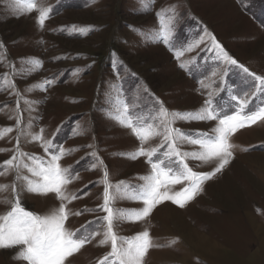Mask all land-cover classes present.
Listing matches in <instances>:
<instances>
[{
    "label": "rangeland",
    "instance_id": "374dc122",
    "mask_svg": "<svg viewBox=\"0 0 264 264\" xmlns=\"http://www.w3.org/2000/svg\"><path fill=\"white\" fill-rule=\"evenodd\" d=\"M35 2L37 9L28 12L14 9L13 0H0V165L18 153L47 160L41 141L33 139L37 135L69 152L60 164L78 173V178L66 192L79 198L67 208L83 214L70 215L65 228L78 236L82 225L92 221L90 230L101 235L64 264H100L111 252L110 243L100 244L103 227L98 220L106 214L99 210L105 167L107 183L125 182L119 193L115 187L110 191L125 197L144 183L139 177L151 173L145 157L129 158L141 146L156 150L153 159L179 167L172 163L174 156L165 155L162 136L142 144L121 119L127 117L135 126L151 124L160 132L158 102L169 113H195L211 99L222 115L233 114L237 100L247 101L245 112L264 104V93L250 75L264 77V0ZM41 5L49 10L43 26ZM170 21L166 37L170 43L157 42L154 34L162 33ZM216 43L238 65L225 63ZM217 126L218 120L177 119L172 124L186 134L209 136L216 135ZM229 143L235 146L230 149L231 163L206 181L203 191L185 207L165 201L142 221L116 225L118 237L149 232L153 246L143 264H264V121L238 129ZM178 147L187 153L201 150L191 143ZM21 161L33 163L27 155ZM186 162L197 172L215 167L191 157ZM21 174L31 176L26 168ZM15 178L14 170L0 175V186H7L0 189V215L11 208L13 184L17 191L23 184ZM181 187L172 186L174 191ZM21 203L42 216L60 205L52 193L26 189ZM113 206L132 210L143 204L117 198ZM20 249H0V264H27L15 258Z\"/></svg>",
    "mask_w": 264,
    "mask_h": 264
},
{
    "label": "snow or ice",
    "instance_id": "6c2138e0",
    "mask_svg": "<svg viewBox=\"0 0 264 264\" xmlns=\"http://www.w3.org/2000/svg\"><path fill=\"white\" fill-rule=\"evenodd\" d=\"M152 2L154 3V0ZM13 7L16 10L23 8L25 11L30 12L37 9V3L35 0H27V2L25 0H13ZM39 13V24L43 26L45 19L49 16V10L41 5ZM171 24L172 21L158 36L154 34L157 42L170 43L166 37L171 31ZM129 27L132 28L133 26ZM141 33H143V30H141ZM149 39L152 40L153 37ZM212 39L214 40V37ZM171 46L175 49V45ZM216 47L220 49L225 63L238 65V61L230 56L222 45L216 43ZM180 54L178 52L177 58ZM181 67H184V65H181ZM240 67L248 73L247 68ZM75 71L78 72L79 70ZM250 75L258 82L256 85L258 91L264 93V77L256 76L254 73H250ZM50 84L51 81L48 82L46 87ZM158 103H160L162 131L157 132L151 124L148 126H135L127 117L121 119L120 122L131 129L133 135L142 144L153 136H162L163 143L161 147L167 144L165 155L174 156L176 160L172 163L178 164L179 167L174 169L171 164H165L163 159H153L156 156V150H146L141 146L129 158L136 160L145 157L146 162L151 167V173L139 177L144 183L138 186V190L130 197L113 194L110 191L115 187L116 192L119 193L125 182H120L115 186L107 183L108 173L105 167L104 201L99 210L106 214L98 220L103 227V239L100 240V244L110 243L111 252L103 257L100 264H143V258L149 248L153 246L149 232L143 231L131 238L118 237L115 231L116 225L124 220L130 222L142 221L165 201H170L181 208L185 207L189 201L194 200L203 191L202 186L206 181L223 172L231 163L233 152L230 149L235 146L229 143L230 136L240 128L250 126L258 121H264V104H261L255 110L245 112L246 100H237L238 109L233 114L225 115H222L218 108L212 106L211 99L205 101L202 112L195 113H169L163 108L162 102ZM177 119L197 122L218 120V126L214 130L216 135L209 136L203 132L186 134L172 127ZM7 131H11V129ZM41 132H43V129H41ZM33 139L41 141L44 152L49 157L47 160L26 153H18L4 161L3 165H0V169H2L0 175H6L8 170H14L16 181L23 182L20 191H17L16 184H13L12 190L15 196L11 202V208L6 214L0 215V249L21 246L15 258L23 259L27 264H64L68 256L79 251L85 244L91 243L96 236L101 235V232L90 230L89 225L95 223L92 221L82 225V230H78V236L65 228V222L70 215L83 214L81 211L73 212L67 208V204L79 198L77 195H69L66 192V186L72 180L78 178V173L70 168H64L60 164L61 159L70 154L69 152H66L61 146H55L51 140H44L42 135L34 136ZM179 143L199 145L201 150L191 153L183 152L178 147ZM53 148H55V151H53ZM26 155L33 162L32 165L21 161V157ZM189 157L205 164L214 163L215 167L209 172L193 171L186 162ZM22 168H26L31 176L22 175ZM173 185H182V187L179 191H174ZM6 188L7 186H0V189ZM25 189L28 192L40 195L52 193L60 201V205L43 216L26 210L21 203V192ZM84 195H87V193H84ZM117 198H129L133 201L142 202L143 207L132 210L115 209L113 205ZM83 211L89 210L84 209ZM118 240L120 241L119 246Z\"/></svg>",
    "mask_w": 264,
    "mask_h": 264
}]
</instances>
